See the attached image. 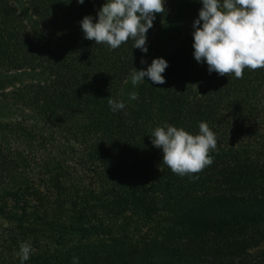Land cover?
Instances as JSON below:
<instances>
[{
  "label": "trees",
  "instance_id": "trees-1",
  "mask_svg": "<svg viewBox=\"0 0 264 264\" xmlns=\"http://www.w3.org/2000/svg\"><path fill=\"white\" fill-rule=\"evenodd\" d=\"M35 3L38 33L0 0V71L46 76L11 91L9 102L34 118L12 126L39 140L41 126L52 131L39 143L50 156L71 149L62 160L41 153L26 162L0 136V264H264V155L252 151L264 147V68L237 79L207 66L197 93L180 84L159 90L147 77L133 86L132 69L149 49L133 48L132 38L117 49L84 39L87 0ZM167 20L166 9L155 14L147 48ZM109 98L125 108L113 113ZM201 122L216 136L213 163L181 177L162 162L152 133L171 125L195 136ZM24 242L34 251L22 262Z\"/></svg>",
  "mask_w": 264,
  "mask_h": 264
},
{
  "label": "clouds",
  "instance_id": "clouds-1",
  "mask_svg": "<svg viewBox=\"0 0 264 264\" xmlns=\"http://www.w3.org/2000/svg\"><path fill=\"white\" fill-rule=\"evenodd\" d=\"M83 4L84 0H77ZM198 19L193 22V58L206 63L208 72L220 76L234 73L243 76L244 69L264 68V0H201ZM165 12L164 0H106L97 12L80 21L84 39L96 44H107L117 49L129 38L133 48L147 53L146 33L153 27L155 14ZM202 22V23H201ZM141 64L145 61L141 59ZM168 63L163 58L153 59L146 70L132 69L131 83L136 86L147 77L154 84L166 83L162 73ZM160 90V89H159ZM165 91V90H163ZM138 93H130L129 99L137 100ZM113 113L125 108V102L108 99ZM198 135L167 125L152 133V144L162 150V162L181 177L203 171L213 163L208 153L217 147L215 134L207 123L199 124ZM196 177H193L195 179ZM34 251L30 242L20 245V259L27 261ZM73 264H79L73 258Z\"/></svg>",
  "mask_w": 264,
  "mask_h": 264
},
{
  "label": "rangeland",
  "instance_id": "rangeland-1",
  "mask_svg": "<svg viewBox=\"0 0 264 264\" xmlns=\"http://www.w3.org/2000/svg\"><path fill=\"white\" fill-rule=\"evenodd\" d=\"M1 1L3 2L4 0ZM11 1L14 3V8H17L19 15L26 23V29L30 32L38 33L40 29L38 24L43 20L36 12L39 8L35 3L36 0ZM104 3H106V0H87V5L89 8L88 11L92 12V17L93 13L97 16V12ZM164 8L168 13L167 24L163 29L153 31V35L148 47L149 51L146 54V57L143 58L145 63H139L140 66L137 70H146L150 66L153 59L163 58L167 61L168 67L171 69L173 74H169L168 76L165 72L162 73L166 83L162 85H155H157L159 89H169L171 86L180 84L181 87L190 89L192 93H197L205 80L203 73H205V68L207 67L206 63H197L195 61L193 58L194 50L192 47V33L195 31L192 25L193 22L198 19L199 10L202 8L201 0H164ZM93 19L96 20L95 17ZM39 38L40 37H38V42L42 43L43 40H40ZM180 47H183L182 54L174 55L173 53ZM191 62L194 64L193 68H191ZM45 79L46 76L39 71H0V136L3 135L5 140L9 141L8 145L13 151H15V157L26 162L28 161L29 155L35 156L37 159V155H40L41 153L44 155V158L47 161L53 160L54 158L62 160L63 156H61L60 153L64 149H71L68 147L59 149L58 151H55L52 156H50L52 152L49 150V148L46 146L44 149L41 144L39 145V143L44 142L41 141L43 138L48 140L52 134V131L46 129L45 127L42 128L41 126L40 131L37 132L41 138L39 140V138L28 136L21 130L17 131V129H14L12 126L17 123L31 125L33 124L32 121L34 118L23 109H20L9 102L12 97L10 95L11 91L19 85L43 82ZM150 82L152 85L154 84L152 81ZM126 92L127 91H125V93ZM129 92L135 93L136 90L133 88ZM258 94L262 95L260 100L262 103L261 125H264V91L259 92ZM238 123L239 121L236 122L237 125ZM22 124L21 126H23ZM61 135L62 134H57V136H55L57 142H62V145H69L75 149L79 148L77 143L69 140L66 137L58 138ZM233 136L234 137L231 139L239 142L237 138L238 133L235 132ZM241 137L244 139L245 134H243ZM252 151L261 152L264 155V147L258 146L256 149H252ZM25 164L27 166V163ZM31 164L34 167L33 162ZM79 171L80 176L83 174L86 176L83 166L79 169ZM84 185H88V181H84L83 186ZM183 207L187 208L186 206Z\"/></svg>",
  "mask_w": 264,
  "mask_h": 264
}]
</instances>
